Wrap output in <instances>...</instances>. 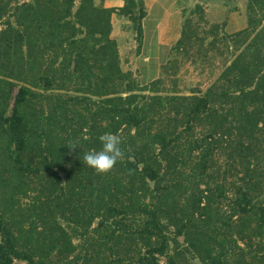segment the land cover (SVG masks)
I'll list each match as a JSON object with an SVG mask.
<instances>
[{"label":"trees","instance_id":"obj_1","mask_svg":"<svg viewBox=\"0 0 264 264\" xmlns=\"http://www.w3.org/2000/svg\"><path fill=\"white\" fill-rule=\"evenodd\" d=\"M113 11L141 45L144 0H0V264H188L184 249L203 264H264V25L204 92L147 94L121 66ZM249 16L229 35L248 39L264 13ZM105 132L125 159L97 174L82 158Z\"/></svg>","mask_w":264,"mask_h":264},{"label":"rangeland","instance_id":"obj_2","mask_svg":"<svg viewBox=\"0 0 264 264\" xmlns=\"http://www.w3.org/2000/svg\"><path fill=\"white\" fill-rule=\"evenodd\" d=\"M237 1L242 3V7L245 9L244 11L248 16L253 15L257 18L263 16L264 9L260 8V6H258L256 12L255 10L250 11V9L247 10V0ZM76 2L78 3L79 0H76ZM183 4L184 8H181L182 21L179 23L182 25V28L184 26V28H186L184 41L181 44L175 43L170 49L165 48L164 51L159 54L162 63L158 66L152 68L147 63L148 58L146 59V57H148L149 54L147 52L142 54L144 40H142L140 45V41L137 39L134 28V37L136 39L135 46L130 45V43H127V46H121L122 52L119 51L121 66L124 70H131L133 72V77L139 85L144 88L142 89V92L147 94L153 92L160 94H190L192 92H204L209 86L218 81L222 72L239 54L246 42L251 40L256 32L264 25L263 18L261 23L258 21L259 25L251 33V36L248 39L239 36H230L229 34L233 31L231 27V30H228L230 32L227 30L223 31L224 26H213V22H211L200 9L195 8L194 5H187L185 1L181 6H183ZM7 17L8 16H4L0 20V30L7 27V23L5 22ZM11 19L14 25L17 26L14 16L11 17ZM242 24H244V20L235 24V27H239ZM129 39H131L130 35L128 36L127 42H129ZM48 53H50V51L46 53L47 56H49ZM94 61L96 60L92 57L91 62ZM56 65H58L57 62ZM223 80L227 84L230 79ZM154 81L156 82L154 83ZM17 88L18 86H15L14 93L17 91ZM56 91H59V89H56ZM73 107L82 109L84 108V104H73ZM225 159L226 156L223 153L216 154L214 168L216 170L220 169V171L223 170L226 162ZM189 166L190 165H187L186 172ZM210 171H212V169H210ZM227 178L229 179V182L231 179H235L234 176H228ZM229 182L227 187L228 197L217 198L216 201H214V205L219 203L224 209H229V202L231 201V197H233V190L230 187ZM202 186L204 185L202 184ZM261 195L263 196L264 192ZM98 223L99 218H96L89 229H94ZM252 223L258 225L255 221H252ZM91 230L88 232L92 234ZM174 230L175 228L173 226L170 227V232L173 235L175 234ZM86 235L82 236L74 234L73 241L75 243L83 244ZM219 235L221 236L222 234ZM259 237L260 236L256 234L252 239L258 243ZM178 240L179 248H184L188 243L184 239V235H179ZM239 242L244 245V242L241 239H239ZM261 242L264 243V241ZM82 248L83 245L81 250L83 251L82 253H85V248ZM106 255H109V251H106ZM184 255L188 259V264H203L199 254L190 249H184ZM161 260L162 262H165L166 258L162 256ZM89 264H98V261L96 259H91Z\"/></svg>","mask_w":264,"mask_h":264},{"label":"crops","instance_id":"obj_3","mask_svg":"<svg viewBox=\"0 0 264 264\" xmlns=\"http://www.w3.org/2000/svg\"><path fill=\"white\" fill-rule=\"evenodd\" d=\"M184 1L189 6H195L197 3L202 4L206 17L213 23L221 22L220 24L224 26L223 31L231 30V27L232 32H234L248 24V15L244 11L242 3L237 0H144L147 15L143 19L144 43L142 54L145 52L149 54L146 59L148 58L147 63L152 68L162 63L159 54L165 48L173 47L182 35L183 28L179 22L182 21L181 8H184V4L183 6L181 4ZM124 2L125 0H96L98 4L116 8L122 6ZM243 20L244 24L235 27V24ZM129 35L131 39L127 42ZM134 35L133 23L128 16L113 11L112 36L118 41L120 52H122V45L127 46L126 44L130 43V45L135 46Z\"/></svg>","mask_w":264,"mask_h":264},{"label":"clouds","instance_id":"obj_4","mask_svg":"<svg viewBox=\"0 0 264 264\" xmlns=\"http://www.w3.org/2000/svg\"><path fill=\"white\" fill-rule=\"evenodd\" d=\"M101 148L90 150L83 155V164L95 170L97 174H108L115 165L125 159V151L122 149V140L118 134L105 132L99 136ZM69 154L75 151L76 144H67Z\"/></svg>","mask_w":264,"mask_h":264}]
</instances>
